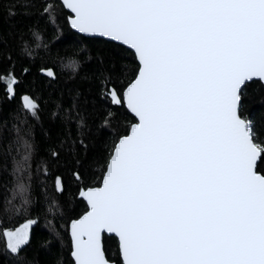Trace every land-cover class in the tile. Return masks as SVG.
Segmentation results:
<instances>
[{
	"label": "snow or ice",
	"instance_id": "1",
	"mask_svg": "<svg viewBox=\"0 0 264 264\" xmlns=\"http://www.w3.org/2000/svg\"><path fill=\"white\" fill-rule=\"evenodd\" d=\"M17 3L24 11L4 5L9 16L35 20L0 33V54L17 41L16 59L35 63L49 29L105 51L85 77L94 95L49 112L43 159L33 97L0 119V220L25 218L0 232V264H264V0ZM18 86L13 64L0 89L13 100ZM97 103L104 150L88 157L84 113ZM57 214L60 228L47 219ZM42 216L49 232L34 241Z\"/></svg>",
	"mask_w": 264,
	"mask_h": 264
},
{
	"label": "trees",
	"instance_id": "2",
	"mask_svg": "<svg viewBox=\"0 0 264 264\" xmlns=\"http://www.w3.org/2000/svg\"><path fill=\"white\" fill-rule=\"evenodd\" d=\"M16 4L15 10L17 13H22L24 8L21 4L17 3V0H0V33L7 36L9 33H16L21 27L30 24L35 20V14L32 16H24L17 14L15 16H9L5 10L4 5ZM35 13V8L32 9ZM43 28V24H41ZM45 41L49 44V48L43 50L41 55L35 57V63L24 61L23 63L16 59L20 54L17 41H10L7 47L2 49L0 54V74L12 68L15 65V73L19 79V86L16 88V97L13 100H9L3 95V90L0 89V119H8L10 114L14 112L21 103L20 98L24 95L33 97L40 106L41 119L36 122V138L38 146L37 159H43L47 148L43 139L42 127L47 130L50 124L49 112L54 110V106L60 100H67L68 97L76 91H82L85 97H91L94 95L95 86L90 84L89 80L85 79L90 75L99 63L98 53H103L105 49L99 42H89L82 44L79 47L73 45L72 41L68 38L66 32H57L53 34L51 29L44 32ZM13 56V61L10 62L8 55ZM78 58L81 61V65L78 70H75L74 65L70 62L71 58ZM47 66L53 68L55 71V78H48L46 75L41 76L39 74V68L41 66ZM30 68V73H24L23 68ZM259 98L256 103L249 107V111L254 107L256 111L253 112V119H259L262 109L259 108ZM87 112L84 113L88 123L92 126V134L85 137L87 144L86 155L88 157L99 156L104 150V135H97L95 128L101 121L106 108L101 104L95 105L88 104ZM81 155H85L82 151ZM66 182L71 183L73 177L70 173L64 169H61ZM74 187V185H73ZM52 220V226L60 228L63 223L59 219V215L55 219L47 217ZM25 223V218L20 217L14 220H0V232L3 229H15L21 227ZM31 232L33 239L39 235H47L49 232V225L46 222L45 217L40 218L39 226L32 225ZM5 241L0 236V247H3ZM109 248V256H112V251L115 249L114 244L107 245ZM3 264H7L6 259L3 260Z\"/></svg>",
	"mask_w": 264,
	"mask_h": 264
},
{
	"label": "flooded vegetation",
	"instance_id": "3",
	"mask_svg": "<svg viewBox=\"0 0 264 264\" xmlns=\"http://www.w3.org/2000/svg\"><path fill=\"white\" fill-rule=\"evenodd\" d=\"M30 230H31V227H30Z\"/></svg>",
	"mask_w": 264,
	"mask_h": 264
}]
</instances>
